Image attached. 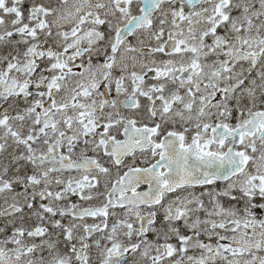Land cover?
Returning <instances> with one entry per match:
<instances>
[{
	"label": "snow or ice",
	"instance_id": "snow-or-ice-1",
	"mask_svg": "<svg viewBox=\"0 0 264 264\" xmlns=\"http://www.w3.org/2000/svg\"><path fill=\"white\" fill-rule=\"evenodd\" d=\"M0 264H264V0H0Z\"/></svg>",
	"mask_w": 264,
	"mask_h": 264
}]
</instances>
